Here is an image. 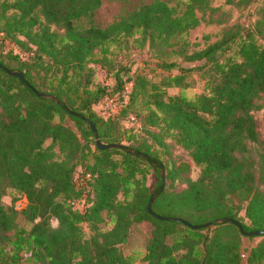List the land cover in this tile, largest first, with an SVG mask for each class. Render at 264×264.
<instances>
[{
  "label": "trees",
  "instance_id": "16d2710c",
  "mask_svg": "<svg viewBox=\"0 0 264 264\" xmlns=\"http://www.w3.org/2000/svg\"><path fill=\"white\" fill-rule=\"evenodd\" d=\"M211 1L187 0L178 11L152 0L106 26H77L102 0H0L1 40L27 53L0 56V264H132L121 246L137 224L148 234L146 264H241L247 234L229 218L246 232L264 230V138L256 116L264 107V14L254 26L190 51L189 32ZM134 35L168 73L127 67L124 79L121 69L113 71L111 46L128 45ZM174 45L184 61L204 63L163 60ZM95 61L114 76L112 89L96 80ZM204 66L211 73L206 90L190 97L185 78ZM125 80L132 81L128 100L116 115H102L95 107ZM171 86L182 90L169 94ZM130 114L138 127L124 123ZM97 139L119 145L100 148ZM192 162L200 168L196 178ZM150 170L159 176L153 190ZM16 193L27 198L20 209L2 201ZM84 195L81 210L74 201ZM151 199L157 214L203 226L152 214ZM257 236L248 264H264V233Z\"/></svg>",
  "mask_w": 264,
  "mask_h": 264
},
{
  "label": "rangeland",
  "instance_id": "374dc122",
  "mask_svg": "<svg viewBox=\"0 0 264 264\" xmlns=\"http://www.w3.org/2000/svg\"><path fill=\"white\" fill-rule=\"evenodd\" d=\"M152 0H102V4L89 16H83L76 19L74 22L77 26H89L92 22L106 26L111 23L113 20L119 18L122 15H125L128 12L133 11L138 8L141 4L145 2H150ZM169 4L174 6L178 11L185 9V4L187 0H166ZM211 4L212 9L203 11H198L199 15H202L203 19L199 25L192 28L188 35L189 45L188 48L190 51L193 49H201L209 44L220 40L224 37H229L232 33V30L238 29L239 27H249L254 26L257 20L264 14V0H212ZM55 26V25H53ZM58 29L62 30L61 27ZM137 35L129 37V44H121L122 46H111V52L108 56L112 59L109 66L113 68V71L121 69L124 72V79L128 74L125 73L127 67H130L129 73H134L136 70H146L151 71V73L163 74L168 73L169 70L159 67L156 64L157 57L152 54L148 44L144 46H136ZM233 47H237V43L233 42ZM178 45L167 48V53L162 55V59L168 62L178 61L184 65L200 64L204 63L205 60L190 62L184 61L183 56L177 52ZM19 53L21 56L26 57L27 53L19 47L18 44L13 41L6 39L4 41L0 38V56L6 55L8 52ZM223 57V55H221ZM93 67L96 70V80L106 84L112 89L115 86V78L110 73L106 71V67L101 66V62L95 61L92 63ZM173 73H178L179 69L174 67L172 69ZM208 71V66L202 68L194 69L188 72L185 78V87L184 90L188 96L192 97L196 94L204 92L206 78L210 75ZM125 86L131 87L132 81L125 80ZM182 90L180 86H171L168 88L169 94H178ZM105 105V103H104ZM102 103L96 106V110L100 112L102 110ZM108 106V105H107ZM101 113V112H100ZM256 116L259 119V129L264 138V107L256 111ZM124 123L128 126L138 127L137 118L135 115H127L123 120ZM73 127L76 129L78 134L81 137V140L84 142L80 130L74 124V121H70ZM51 142L50 139L47 140L46 144ZM128 143L127 140L123 141ZM91 143V142H90ZM94 147L93 143H91ZM58 146H55V150H58ZM175 154L180 155L186 159H190L187 151L181 147H176ZM200 168L192 162L191 167V176L196 178L199 174ZM159 181V176L153 171L147 175V183L150 190H153ZM17 196L14 198L10 194H5L2 197V201L10 206L15 205L19 209L24 207L27 203V198L20 194L16 193ZM106 214V211H105ZM241 215H244V211L241 212ZM56 218H54L55 220ZM245 221L248 219L245 217ZM18 222L20 225L25 227H30L31 222H29L23 213H19ZM53 224H55L53 222ZM56 225V224H55ZM85 229L89 231L88 223H84ZM103 227L110 228L112 226L109 222L102 223ZM261 239L260 236H250L244 235L242 242V251L244 256L242 257L241 264H248L247 257L249 250L257 244ZM148 240V234L143 226L137 224L133 227L132 232L129 235L128 240L122 244V249L126 255H129L133 258L132 264H146L145 255L147 252L146 244Z\"/></svg>",
  "mask_w": 264,
  "mask_h": 264
},
{
  "label": "built area",
  "instance_id": "2783aa9c",
  "mask_svg": "<svg viewBox=\"0 0 264 264\" xmlns=\"http://www.w3.org/2000/svg\"><path fill=\"white\" fill-rule=\"evenodd\" d=\"M129 91H130V87L125 86V88L122 89L121 92L106 97L102 102V105H104V103L105 105L102 106V110L100 111L101 114L106 117L110 115H116L119 112L121 106L128 100ZM78 183L85 184L87 187H89V183H87L86 178H84L82 174L80 176L79 173H78ZM74 204L76 207H79L81 210L85 209V207L87 206L85 195L82 198L76 199L74 201ZM52 222L57 224L58 220L57 219L54 220L53 218Z\"/></svg>",
  "mask_w": 264,
  "mask_h": 264
},
{
  "label": "water",
  "instance_id": "95a60500",
  "mask_svg": "<svg viewBox=\"0 0 264 264\" xmlns=\"http://www.w3.org/2000/svg\"><path fill=\"white\" fill-rule=\"evenodd\" d=\"M0 66H2V63H1V62H0ZM10 72H11V74H13V75H15V76H18V77H20V78H22V79H25V75L23 74V72H21V71H19V70H12V71H10ZM58 101H59L62 105H65L61 100H58ZM88 122L90 123V125H91L93 131L96 132V125H95V122H94L93 120H91V119H88ZM97 144H98V146H99L100 148L116 147L117 145H119V144H117V143H103V142H102L101 140H99V139H97ZM120 145L123 146L122 144H120ZM164 185H165V175H164V173H163L162 188L164 187ZM148 209H149V211H150L152 214H154V215H156V216H159V217H161L162 219H166V220H177V221L185 222V223H187L188 225L193 226V227H201V226H203L202 224H200V225L192 224V223H190V222H188V221H186V220H184V219H182V218H179V217H172V216H167V215H165V216H161V215L157 214V213L153 210V208H152V199L150 200V202H149V204H148ZM229 220H230L231 222H234L235 224H237V225L239 226L240 230L242 231V233H244V234H247V235H250V236H253V235H254V236H257V235H260V234H263V233H264V230H262V229H254V230H252V231H250V232H246V231L244 230V227H243L242 223H241L239 220H237V219H235V218H233V217H230ZM207 224H208V223H207Z\"/></svg>",
  "mask_w": 264,
  "mask_h": 264
}]
</instances>
